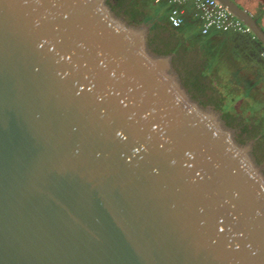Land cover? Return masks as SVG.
Returning a JSON list of instances; mask_svg holds the SVG:
<instances>
[{
  "label": "water",
  "instance_id": "95a60500",
  "mask_svg": "<svg viewBox=\"0 0 264 264\" xmlns=\"http://www.w3.org/2000/svg\"><path fill=\"white\" fill-rule=\"evenodd\" d=\"M151 34L113 0H0V264H264L257 138Z\"/></svg>",
  "mask_w": 264,
  "mask_h": 264
},
{
  "label": "crops",
  "instance_id": "0c3cea01",
  "mask_svg": "<svg viewBox=\"0 0 264 264\" xmlns=\"http://www.w3.org/2000/svg\"><path fill=\"white\" fill-rule=\"evenodd\" d=\"M233 1L255 17L264 31V0ZM150 5L153 9L150 26L154 27L155 22L166 23L179 38L178 44H175L178 50L166 52L174 54L175 64L181 73L183 66L177 63L178 56L181 60L198 59L201 61L202 74L211 77L212 87L216 89L219 85L221 92V85L237 89L239 95L233 104L242 103L245 116L264 117V69L257 65L259 62L263 65L264 58L260 56L261 48L257 45L259 40L254 34L240 36L233 31L214 29L204 32L192 0L179 4L184 21L176 28L168 22V14L176 6L174 3L170 0H151ZM207 41L212 43L209 48L206 46Z\"/></svg>",
  "mask_w": 264,
  "mask_h": 264
},
{
  "label": "trees",
  "instance_id": "16d2710c",
  "mask_svg": "<svg viewBox=\"0 0 264 264\" xmlns=\"http://www.w3.org/2000/svg\"><path fill=\"white\" fill-rule=\"evenodd\" d=\"M116 5L127 14L131 19L142 22H150L152 18V6L150 5L151 0H115ZM153 10V9H152ZM169 15V14H168ZM169 22V20H168ZM170 24V23H169ZM154 28L168 31L169 33V42L163 43V52L168 50L177 49L175 44H178L179 38L177 37L175 31L171 30L166 23H156ZM172 42V43H171ZM183 58V57H182ZM180 63L183 66V73L186 72V63L185 59L181 60ZM185 65V68H184ZM258 68L264 69V64L260 62L257 64ZM261 78V77H260ZM187 83L190 84L193 88L196 89V92L205 97L207 102H211L220 106L230 121L239 127V135L244 139L257 138L256 143V152L260 159H264V117L258 115H244V106L242 103L237 105L233 104L238 97V90L231 88L230 85L223 86V91L221 92L220 86L215 89L214 87H209L213 90L214 95H210L206 92L207 87H201L196 81L192 78L186 79ZM211 90V91H212ZM236 109H238L236 111Z\"/></svg>",
  "mask_w": 264,
  "mask_h": 264
},
{
  "label": "built area",
  "instance_id": "2783aa9c",
  "mask_svg": "<svg viewBox=\"0 0 264 264\" xmlns=\"http://www.w3.org/2000/svg\"><path fill=\"white\" fill-rule=\"evenodd\" d=\"M188 0H170L176 6L172 7L168 20L172 27H179L184 17L179 4ZM202 22V30L207 32L211 29L228 32L233 31L238 34L253 35L249 25L235 16L227 7L222 5L218 0H192ZM255 36V35H254ZM260 56L264 58V47L260 50Z\"/></svg>",
  "mask_w": 264,
  "mask_h": 264
},
{
  "label": "flooded vegetation",
  "instance_id": "af4514ba",
  "mask_svg": "<svg viewBox=\"0 0 264 264\" xmlns=\"http://www.w3.org/2000/svg\"><path fill=\"white\" fill-rule=\"evenodd\" d=\"M238 35H242V34H238ZM162 41L164 43L169 42L168 39H162ZM172 43V42H171ZM178 50V48H177ZM179 58H177V62H180V56H178ZM185 63H186V72L182 73L183 75V79L185 80L186 84H187V80L186 79H194L196 81V83H198L199 85H201V87H207L206 88V92L210 95H214V92L212 89H210L209 87L212 88V84H211V77L210 76H205L202 74V66H201V61H199L198 59H185ZM181 64V63H180ZM185 68V65H184ZM212 90V91H211Z\"/></svg>",
  "mask_w": 264,
  "mask_h": 264
},
{
  "label": "rangeland",
  "instance_id": "374dc122",
  "mask_svg": "<svg viewBox=\"0 0 264 264\" xmlns=\"http://www.w3.org/2000/svg\"><path fill=\"white\" fill-rule=\"evenodd\" d=\"M113 2L115 3L116 5V1L113 0ZM116 8L120 11V12H123L119 6L116 5ZM149 23V22H148ZM151 44H152V47L158 51H163L164 47H163V41L162 39H168L169 38V33L168 31H164V30H160V29H156L154 27H151ZM169 40V39H168ZM208 42V41H207ZM206 46L209 48L210 46H212V43L208 42L206 44ZM177 61V60H176ZM178 64H180V62H177ZM187 86L193 91V93L198 96L199 98H201V100L206 101L205 97L199 95L197 92H196V89L193 88L190 84L187 83ZM208 103H211V102H208ZM238 128V131L240 132L239 130V127L237 126ZM240 136V135H239ZM241 139H244L243 137L240 136ZM256 143H257V140H256ZM263 162H264V159H261Z\"/></svg>",
  "mask_w": 264,
  "mask_h": 264
}]
</instances>
